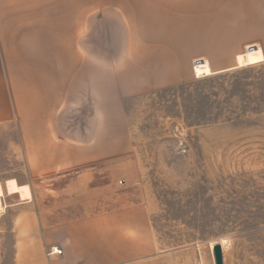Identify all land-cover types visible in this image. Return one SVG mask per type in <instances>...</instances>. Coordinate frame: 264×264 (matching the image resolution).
I'll list each match as a JSON object with an SVG mask.
<instances>
[{
    "label": "crops",
    "instance_id": "0c3cea01",
    "mask_svg": "<svg viewBox=\"0 0 264 264\" xmlns=\"http://www.w3.org/2000/svg\"><path fill=\"white\" fill-rule=\"evenodd\" d=\"M261 62L264 0H0V124L16 122L32 179L70 177L58 193L70 201L106 195L110 184L92 187L99 165L129 159L126 98ZM9 195L25 264L52 245L64 252L46 264L158 251L144 202L38 215L33 195Z\"/></svg>",
    "mask_w": 264,
    "mask_h": 264
},
{
    "label": "rangeland",
    "instance_id": "374dc122",
    "mask_svg": "<svg viewBox=\"0 0 264 264\" xmlns=\"http://www.w3.org/2000/svg\"><path fill=\"white\" fill-rule=\"evenodd\" d=\"M124 104L130 157L99 165L92 185L110 184L108 196L82 192L70 201L58 194L69 176L32 179L16 122L0 124V264L26 263L17 259L9 181L28 184L38 215L65 212L69 201L85 212H93L88 202L92 209L146 203L158 251L138 264H215V243L223 246L224 264H264V62L194 77ZM49 257L35 260L46 264Z\"/></svg>",
    "mask_w": 264,
    "mask_h": 264
},
{
    "label": "bare ground",
    "instance_id": "6f19581e",
    "mask_svg": "<svg viewBox=\"0 0 264 264\" xmlns=\"http://www.w3.org/2000/svg\"><path fill=\"white\" fill-rule=\"evenodd\" d=\"M7 188H8V193L9 194H15V193H20L21 197H29L30 194V190L29 187L26 185H18L15 184L14 182L9 181L7 183ZM4 187L3 185L0 183V211H2L4 209V205L1 201V198L4 195Z\"/></svg>",
    "mask_w": 264,
    "mask_h": 264
},
{
    "label": "water",
    "instance_id": "95a60500",
    "mask_svg": "<svg viewBox=\"0 0 264 264\" xmlns=\"http://www.w3.org/2000/svg\"><path fill=\"white\" fill-rule=\"evenodd\" d=\"M256 45H251L248 47V50H252L256 48ZM204 62V59H197L195 64ZM213 255L215 259V264H224V253H223V246L221 243H215L213 246Z\"/></svg>",
    "mask_w": 264,
    "mask_h": 264
},
{
    "label": "built area",
    "instance_id": "2783aa9c",
    "mask_svg": "<svg viewBox=\"0 0 264 264\" xmlns=\"http://www.w3.org/2000/svg\"><path fill=\"white\" fill-rule=\"evenodd\" d=\"M122 182V181H120ZM64 252L63 248L58 246V245H52L50 248L47 250V255L52 256V255H62Z\"/></svg>",
    "mask_w": 264,
    "mask_h": 264
}]
</instances>
